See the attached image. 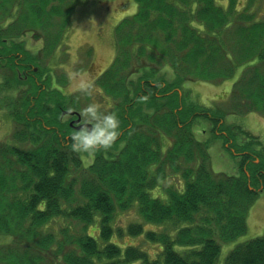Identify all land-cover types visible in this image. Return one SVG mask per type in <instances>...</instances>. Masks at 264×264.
<instances>
[{"label": "trees", "instance_id": "1", "mask_svg": "<svg viewBox=\"0 0 264 264\" xmlns=\"http://www.w3.org/2000/svg\"><path fill=\"white\" fill-rule=\"evenodd\" d=\"M134 1L135 15L115 28L118 57L95 80L113 102L119 135L87 155L71 151L70 122L61 116L78 100L54 87L51 69L24 43L27 33L38 34L52 52L64 32L58 19L68 25L82 0H0L5 88L25 87L12 106L20 145L0 143V264H219L222 244L246 234L264 193V144L242 130L245 142L227 147L240 175L215 173L209 143L196 139L194 126L209 122L226 146L241 128L227 125L221 108L189 101L182 86L220 83L246 66L230 103L264 119V20L238 15L235 0L225 7L220 0ZM170 177L177 183L163 187ZM158 188L165 200L152 196ZM134 209L159 231L116 224ZM66 222L76 226L58 227ZM125 235L159 246L155 257L115 241ZM223 264H264V235L236 246Z\"/></svg>", "mask_w": 264, "mask_h": 264}, {"label": "rangeland", "instance_id": "2", "mask_svg": "<svg viewBox=\"0 0 264 264\" xmlns=\"http://www.w3.org/2000/svg\"><path fill=\"white\" fill-rule=\"evenodd\" d=\"M82 2L83 4L77 5L73 10L68 25L58 19L59 26L64 28V32L59 35L58 42L62 39L59 45L57 43V46L52 47V52L46 54L45 50L50 46H44L43 40L40 39L41 37L38 34L31 35L27 33L24 36L25 47L39 56V63L42 68L49 67L51 69L54 87L60 89L64 95L78 100V104L73 106L76 112L90 100H95L104 109L110 110L113 107V102L105 97L95 80L116 61L119 46H116L115 28L125 18L135 15L137 5L134 0H82ZM219 2L224 7L228 4V0H220ZM234 10L238 12V15L254 17V21L264 20V0H235ZM38 68L34 66L32 69L37 73ZM246 68V66L239 67L232 78L220 83L189 81L182 86L184 92L191 93L189 101L195 102L199 106L221 108L227 114L224 119L225 123L232 128H241L239 131L234 130L231 137L232 141L229 140L226 146L221 137L212 133V126L209 122L200 120L194 126L196 139L209 143L211 166L215 173H223L229 176L240 175L238 157L228 151L227 147H231L235 151L238 146L245 142L246 138L241 134L242 130L258 137L264 144V119L256 113H238V110L232 108L230 103L233 86ZM73 70L85 71L93 78V95L91 97L79 91L69 90L70 85L67 74ZM165 71L166 77L171 80L174 77L173 72L170 69ZM18 77L22 82L27 79V76ZM8 79V72L0 69V143L20 145L18 141L12 139L13 132L16 130L12 106L15 101L17 104V100L22 93L21 90L25 87L20 86L17 89H9L7 86L5 88L6 81L7 85L9 84ZM253 150L256 151L255 148ZM84 160L85 165L90 163V159L84 158ZM176 183L175 178L170 177L163 183V187L175 185ZM151 194L154 198L165 200L162 188L151 191ZM138 222L143 224L144 233L149 231L158 232L160 229L156 225L144 223L136 213V209L131 210L129 213L118 214L116 224L125 229L130 224ZM247 223L248 230L246 234L240 236L234 242L222 244L219 264L224 263L229 253L236 246L264 235V193L259 195L258 200L250 209ZM64 225L76 226V222L61 223L58 227L61 228ZM80 227L81 224L77 226L78 229ZM89 233L95 235L97 233L96 228H90ZM115 241L122 247H138L149 253L151 257H155L156 252L159 250V246L147 241L144 235L139 237L125 235L120 240L116 239Z\"/></svg>", "mask_w": 264, "mask_h": 264}, {"label": "clouds", "instance_id": "3", "mask_svg": "<svg viewBox=\"0 0 264 264\" xmlns=\"http://www.w3.org/2000/svg\"><path fill=\"white\" fill-rule=\"evenodd\" d=\"M70 91H79L91 97L93 95V78L80 70L69 71ZM143 99V97H142ZM76 113L78 119H72ZM64 118L72 121L67 139L71 151L92 155L100 150L109 149L116 141L120 131V119L115 110H107L95 100H90L80 107L78 112L73 106L66 108Z\"/></svg>", "mask_w": 264, "mask_h": 264}, {"label": "water", "instance_id": "4", "mask_svg": "<svg viewBox=\"0 0 264 264\" xmlns=\"http://www.w3.org/2000/svg\"><path fill=\"white\" fill-rule=\"evenodd\" d=\"M64 114H65V110L62 111L61 116L64 117ZM72 116H77V119L79 118L78 115H76L75 112L72 114ZM69 125H70V127H71V126H72V122H70Z\"/></svg>", "mask_w": 264, "mask_h": 264}, {"label": "flooded vegetation", "instance_id": "5", "mask_svg": "<svg viewBox=\"0 0 264 264\" xmlns=\"http://www.w3.org/2000/svg\"><path fill=\"white\" fill-rule=\"evenodd\" d=\"M72 119H77V116H72ZM70 122H72V121H70Z\"/></svg>", "mask_w": 264, "mask_h": 264}]
</instances>
